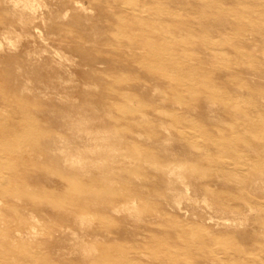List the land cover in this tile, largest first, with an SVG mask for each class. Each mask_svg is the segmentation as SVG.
<instances>
[{"label":"rangeland","instance_id":"rangeland-1","mask_svg":"<svg viewBox=\"0 0 264 264\" xmlns=\"http://www.w3.org/2000/svg\"><path fill=\"white\" fill-rule=\"evenodd\" d=\"M77 1L61 6L56 0H42L48 6L42 11L47 26L38 15L15 10L8 0H2L0 7L5 20L0 28H7L10 20L19 31L21 24L28 25L31 36L40 29L47 38H54L50 42L54 48L69 57L62 69L64 79L75 75L71 83L75 100L71 101L60 90L43 85L47 64L37 60L44 55L41 47L17 53L6 48L7 54L0 57V73L19 96L0 93V123L18 127L26 119L17 112L19 104H30L31 115L27 116L46 120L39 124L46 137L31 151L34 164L45 172L44 181L36 182L34 189L40 203H53L59 197L92 203L84 212L88 224L79 217L67 219L62 209L53 222L43 208L24 209L40 219L36 229L41 235L25 247L17 243V249L41 255L40 264H101L106 254L117 249L145 264H185V249L194 258L187 264H221L224 243L232 239L242 245L231 252L237 264H264V177H257L264 170H254L264 156L257 143L264 137V120L258 118L264 115V98L245 97L242 103L256 118L247 120L232 110L236 102L231 97L247 89L264 92V0H125L131 8L130 17L123 19L130 26L128 32L108 23L109 15L119 14L116 9H108L107 17L90 0ZM84 17H91L89 26L80 23ZM143 19L153 22H149L148 33L134 27ZM64 20L70 24L67 30L52 29V24ZM96 27L109 36L108 42L93 38ZM129 46L139 58L159 65L157 82H170L180 93L174 103L157 101L155 107L146 109V102L130 95L127 78L131 69L124 54ZM30 51L35 53L29 56ZM187 70L193 77L185 89L179 78ZM224 76L231 79L228 84L221 83ZM202 86L223 95L227 109L218 106L209 111L207 101L202 111L189 112L186 105L204 104L194 100ZM134 88L142 98L153 96L143 77ZM94 106L107 118L114 149L112 157L103 156L110 167L105 173H83L71 165V158L88 154L93 147L78 126ZM179 165L184 166L181 174L188 182L187 192L170 174V167ZM7 171L4 161L0 172L6 177ZM236 172L244 178L238 180ZM85 179L96 187L62 191L43 187L61 181L73 185ZM10 182L8 178L5 188L14 186ZM188 195L192 201L186 200ZM179 197L177 206L174 200ZM0 200L5 205L2 196ZM3 219L1 253L9 244ZM232 221H244L247 226H234ZM164 235L171 244L155 238ZM45 241L50 243L52 257L46 258ZM86 245L93 249L91 256L84 254Z\"/></svg>","mask_w":264,"mask_h":264},{"label":"bare ground","instance_id":"bare-ground-1","mask_svg":"<svg viewBox=\"0 0 264 264\" xmlns=\"http://www.w3.org/2000/svg\"><path fill=\"white\" fill-rule=\"evenodd\" d=\"M94 6H97L100 8L101 12L104 16L108 17V9L114 8L117 10L119 14L116 15H109L110 21L108 22L110 25H115L119 29H123L125 32H128L130 30V26L125 23H123V19L130 17L127 16L128 10H131V8H128L126 4H124L125 0H90ZM9 3H11L15 10H19L21 13H29L38 15V18L40 19L41 23L45 26L46 20L44 18V13L42 11L43 8L47 9L48 6H46L42 0H8ZM59 5L63 6L64 3H77V0H56ZM133 3V1H130ZM130 3V4H131ZM2 0H0V7H2ZM124 4V5H123ZM126 6V7H125ZM120 9V11H119ZM127 9V10H126ZM69 13V12H67ZM67 16V15H66ZM136 16V15H135ZM0 24L5 22L4 18L0 16ZM91 21V17H84L83 20L80 21L83 25H88ZM151 22V21H149ZM149 22L145 21V19L141 20L140 22L134 23V27L136 29H141L142 31H146L148 33V25ZM7 23H9V26L7 28H0V57L6 55V48H8L9 51H12L14 53H17V51L24 52L26 50H29L33 47H41V53L44 55L37 56V60L43 61L46 63V70L45 75L47 76V83H43L44 86L47 88L50 86L54 88L55 90H60L61 94L64 96L65 99L68 100H75V97L72 96V87L71 83L73 82V79L75 77L74 74H70L73 78L64 79V74L66 73L63 69L65 62L69 61V57L66 55H63L60 51H58L56 48H54L53 44L50 43L53 41V39L47 38L40 29H38L37 34H33L32 36L29 33L28 25H22V30L19 31L18 29H15V26L12 25L10 20H7ZM153 23V22H151ZM53 25V30H56L57 26L61 28V30H67L69 27L68 20L61 21L58 23V25ZM99 28H93V38L98 41H106L110 40L109 36H107L104 33H101ZM35 32V33H36ZM153 33L155 31H152ZM37 35V36H35ZM147 37V36H146ZM132 40V38L130 39ZM60 43V42H59ZM52 49V51H49V49ZM127 49V48H126ZM35 53V51H30L29 56ZM125 57L128 61L129 68L131 69L128 78L127 83H129L130 89V95L137 97L139 101H144L148 104L149 107H155L157 101L163 102V103H174L176 101V97L180 95L179 92L174 91V86L170 84V82H160L158 83V75H157V69L159 68V65H156L153 60L151 59H141L136 54L134 47L132 46L128 47L127 50L124 51ZM4 59V57H2ZM179 72L182 70V68H178ZM191 70L183 71L180 79V83L182 86L187 89L189 85V80L192 79L193 73H190ZM44 74V73H43ZM3 74L0 73V93L1 96H8V97H16L18 98V94L11 89L10 85H7L6 81L3 79ZM145 78L148 82V85L151 87L153 91V96L151 99H148L147 97L142 98L143 96H139V94L136 92V85H138V82L141 78ZM179 77V76H178ZM122 81V80H121ZM231 81V79L227 76H224L221 83L228 84ZM121 84L120 82H118ZM117 83V85H119ZM124 83V82H123ZM133 93V94H131ZM229 93V92H228ZM166 95V96H165ZM233 100L236 102V106H233L232 110L236 112L239 115H242V119L251 120V117L253 118V113L242 103V101L245 99V97H258V98H264V92H253L250 90H246L245 93L240 94H233L231 95ZM61 98V97H60ZM88 99V98H87ZM160 99V100H158ZM198 103L202 102L204 104H191L186 105L189 112L192 114L198 113L199 111H202V106L205 105V102L210 101L208 103V110L218 109V106H221L224 109L228 104H226L227 99L223 97L220 93H217L212 88H206L202 86L200 93L196 96L194 99ZM73 103V102H72ZM36 104V103H35ZM30 105V104H29ZM28 104L21 105L19 104V107L17 109L18 113H21L23 115H26V119L22 121L18 127L10 126L6 122L0 123V166L2 165V162H6L8 164V171L6 173V177L2 175L0 172V196L3 197L5 201V205L0 204V218L5 217V219L2 220V225H6V231L7 232V239H8V246H6L5 251L2 253L0 252V260L4 264H40L38 262L39 257L41 255L31 254L29 252L22 251L21 249H17V243L19 244H25L27 246V243L33 244L36 243V239L41 235L39 231H37V227L39 223H41L40 219L36 216V214L31 213H25L24 209L26 208H33L35 210H40L43 208L45 214L49 215V222H53L55 219V216H58V210L62 209L61 212L66 215L67 219H76L79 217L80 221L82 223L88 224V218L84 214V212L89 209L92 203H88L87 201H83L81 198L74 197V198H62L59 197L56 201H53V203H46V202H39L38 196L35 197L34 189L38 186L36 184L40 183L41 181H44L42 178L45 172L43 171V168L40 167L38 164H34L32 150L35 149V147H38L40 143L45 139L46 132L39 128V124L44 123V119H42L39 115L35 116H27L31 115V109ZM37 105V104H36ZM37 107V106H36ZM220 107V108H221ZM228 107V106H227ZM96 107L94 106L93 109ZM38 109V107H37ZM92 112L86 113L82 117V122L79 124L78 129L80 131H84L89 136L90 142L93 144V147H91L88 151V154H81L79 153L75 157L71 158V165L78 168L83 173H90V172H108L110 167L108 165H105L106 159L103 158V156L112 157L114 150L110 146V136L111 132L108 130V125H106V119L104 118L102 112L98 110H91ZM96 111V112H93ZM231 113V112H230ZM258 118L263 121L264 115L259 114ZM256 119V118H253ZM255 142V141H254ZM218 145L220 147L222 146L225 148V144L223 142L218 141ZM262 148V152H264V137H260L259 142H257ZM89 157H92L93 159H90ZM260 162H258L255 165L254 170L258 172H261L264 170V156L259 159ZM109 167V168H108ZM184 169V166L179 165L171 166L170 167V174L175 175L178 182L182 183L185 187L186 192L189 190L188 188V182L186 179L182 177V170ZM179 173V174H176ZM263 173L257 174L258 176H263ZM235 176L238 180H242L244 176H240L239 173H235ZM196 175L194 174L192 178L194 179ZM10 179L12 184L14 186L6 185L7 179ZM262 183H264V178L261 180ZM62 184H45L43 185L44 189L48 190H68V188L73 189H92L96 187V183L92 182L91 180L85 179L81 183H75L73 185H65L66 182L61 181ZM6 185V186H5ZM110 188V191H115L113 184L108 183L106 185ZM17 187V188H16ZM16 188L15 190H13ZM113 189V190H111ZM6 192V193H5ZM5 193V196L3 195ZM17 194L19 197H17ZM181 197L179 199L174 200V204L179 206L181 203ZM24 200L27 201V203L24 204ZM43 200V199H42ZM186 200L192 201L193 198L188 195L186 197ZM22 203H16V202ZM120 202V201H119ZM203 202H206L204 200ZM15 203V204H14ZM56 208V209H55ZM58 208V209H57ZM38 210V211H39ZM117 210H115L116 213ZM93 213V212H92ZM99 216V213H97ZM96 214V215H97ZM16 216V219H15ZM101 216V215H100ZM99 216V217H100ZM109 218V217H107ZM111 217L109 218V220ZM66 221V220H65ZM64 221V222H65ZM70 221V220H69ZM231 225L239 226L242 228H246V223L243 221L241 222H231ZM54 225V224H53ZM68 225V224H67ZM82 226V225H81ZM64 227V226H63ZM68 228V227H66ZM33 230V231H32ZM206 230V229H205ZM66 235V234H65ZM64 235V236H65ZM5 237V239H6ZM204 237V234L201 235V238ZM209 237V235H208ZM41 238V237H40ZM155 238L161 239L162 241L169 242L168 235H164L163 237L156 236ZM204 239V238H203ZM45 244L47 246V253L46 258L52 257L51 256V249H49V242L45 241ZM171 244V243H170ZM22 245V247H23ZM169 245V244H168ZM224 251L225 256L220 261L221 264H237L234 257H232L231 252H237L240 249H242V245L238 241L228 239V242L224 243ZM41 247V244H36V247ZM23 247V248H24ZM93 252V249L86 245L84 247V254L86 256H91ZM183 253L186 254L188 261L185 263H190V261H194V258H192L190 250H183ZM195 253V252H194ZM42 254V253H41ZM262 260V259H260ZM48 262V260H47ZM216 261H213L212 264H214ZM219 262V261H218ZM262 262V261H261ZM51 264V263H47ZM101 264H145L143 261H140L135 258H131L124 250L117 249L116 251H112L109 255L106 254L104 256V259ZM151 264V263H149ZM239 264V263H238ZM243 264V263H242ZM256 264V263H255Z\"/></svg>","mask_w":264,"mask_h":264}]
</instances>
